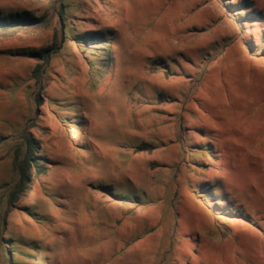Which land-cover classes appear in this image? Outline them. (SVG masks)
<instances>
[{
    "label": "rangeland",
    "instance_id": "374dc122",
    "mask_svg": "<svg viewBox=\"0 0 264 264\" xmlns=\"http://www.w3.org/2000/svg\"><path fill=\"white\" fill-rule=\"evenodd\" d=\"M15 13L40 22L0 31V148L31 135L45 167L0 197V264H264V0Z\"/></svg>",
    "mask_w": 264,
    "mask_h": 264
},
{
    "label": "trees",
    "instance_id": "16d2710c",
    "mask_svg": "<svg viewBox=\"0 0 264 264\" xmlns=\"http://www.w3.org/2000/svg\"><path fill=\"white\" fill-rule=\"evenodd\" d=\"M37 22H40L39 18L37 19L36 17H30L20 13L0 15V31L17 28L23 25H32ZM98 39L102 41L100 34H98ZM47 53L48 48H45L39 51L25 52L24 56L33 58L37 61H43L47 59ZM40 68V63H37L31 72L32 78L38 79L40 76ZM35 100L37 103H40V98L38 96L35 97ZM1 140L2 138H0V141ZM40 150L39 141L31 135H26L22 139L20 145L8 143L0 148V160L9 158L11 164V177L0 186V197H4L8 194V201L12 202L18 195L28 190L33 175L43 173L45 165L40 157ZM240 218L242 217L240 216ZM5 249L8 253H10V251H15V243L8 244L5 246ZM6 259L9 261V264H15L10 254L6 256Z\"/></svg>",
    "mask_w": 264,
    "mask_h": 264
}]
</instances>
